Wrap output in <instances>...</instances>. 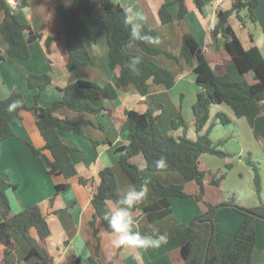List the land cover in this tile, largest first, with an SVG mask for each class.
Returning a JSON list of instances; mask_svg holds the SVG:
<instances>
[{
  "label": "crops",
  "instance_id": "0c3cea01",
  "mask_svg": "<svg viewBox=\"0 0 264 264\" xmlns=\"http://www.w3.org/2000/svg\"><path fill=\"white\" fill-rule=\"evenodd\" d=\"M7 1L19 19L26 22L30 29L40 36L28 43V58L7 56L0 60L1 98L8 97L12 92H19L23 95L27 105L32 107L35 103L34 94L37 89L28 87V73H46L51 79V84L41 92L37 99V105L40 107H48L51 102L61 98L62 93L58 88H63L76 80H89L99 84L114 83L117 80L119 71L109 66L108 44L98 13H93L90 16L82 15L76 24L80 38L95 63L70 71L66 67L64 36L61 33L62 27L56 6L63 5L70 12L77 5L78 0H28V5L24 8H16L14 0ZM113 1L120 3L123 8L132 5L145 13L147 20L144 26L154 29V37L158 38V42L149 44L152 47L164 49L177 58L168 57L163 53L152 57L154 61L173 73L175 84L167 89L150 81L148 94L141 95L136 90L118 91L117 96L112 100L90 94L88 98L94 107L102 108L96 114L75 112L67 108L57 109L55 114L59 117L90 119L93 124L83 125L81 132L59 130L61 139L75 148L70 151V157L77 175L69 178L70 185L65 191L55 195V185L62 182L63 178L50 174L43 159L30 152L25 141L36 148L42 147L44 141L36 124L35 112L33 110L21 111L10 122L13 135L0 141V175L8 177L10 182L15 185V187H11L4 183L2 188L9 199L12 214L32 205L39 206L50 230L46 239L40 243L52 257L53 264H185L181 247L188 240V230H179V227L188 226L191 220L207 210L203 201L198 200L195 196L172 197L170 199L172 213L151 224L152 229L153 227L158 228L160 233L168 236V243L158 249L139 250L129 246L114 248L111 246L113 239L111 231H107L102 222L96 219L95 228L99 236L100 247L97 256L98 262H94L90 260L91 256H95L93 248L95 237L90 226V221L94 218L91 199L99 183L98 173L106 167L102 158L105 155L110 160L111 166L109 167L115 171L120 193L126 191L130 185L138 186L140 183H132L118 166L119 156L123 153L119 149L128 143L127 132L122 131L121 128L126 119L127 110L134 109L138 112H145L148 108H152L154 114H159L160 128L163 126L173 136H176L175 133L183 131L181 127L174 129L171 125L172 119L179 113L182 116L183 111L186 110L187 115L191 116V121H193L192 105L196 99L198 87L195 83L193 66L179 56L182 35L191 34L209 56L215 57L211 67L216 74L225 73L226 65L231 62V58L222 46L221 36L216 41L212 40L211 30L217 21L218 10L230 9L233 0H205L202 11L198 10L192 0H185L187 13L182 21L177 19V5L172 0ZM163 2L170 3L169 11L173 18L172 21L165 24L160 21L158 15V6ZM239 16L233 13L229 17V23L233 30L241 40L231 22V19L236 17L243 27L248 28L249 43L245 47L241 40L243 46L245 48L253 44L258 46L264 57V0H259L254 8L255 21L250 20L247 8H243ZM3 17L4 13L0 11V23ZM26 36H28L27 32ZM49 36H58V39L52 41L48 51L45 41ZM5 49L6 43L0 33V51L5 52ZM126 49L130 52L141 51L139 46L134 43L128 44ZM246 79L249 83L255 81L253 73H248ZM181 87L190 88L189 92L186 89V92L181 90ZM186 99L189 101L187 106L183 104ZM168 107H173L176 113L169 122L173 132L170 131L169 126L161 123L162 116ZM188 107L191 108L190 112ZM216 107L217 112L223 111L228 115L230 123H233L235 119H240L234 116L231 109H226L223 104H216ZM260 144L262 145V142ZM45 153L49 156L48 151ZM206 154L208 153L202 154L199 161L200 167L208 171L204 179V197L207 201L219 203L227 200L233 194L236 202L243 206L253 207L264 202L262 180L259 196L254 189V171L249 164L252 162L251 160L248 163L251 172L248 173L247 181L249 183L246 188H244L245 184H242L241 176L238 177V182L236 181L233 188L225 185L227 174L220 186H215L210 182L211 173L215 171L207 165L210 160L207 156L215 155ZM220 158L223 165L226 166L227 156ZM132 161L139 166L144 177H150L152 180H158L165 184L184 183L182 175L177 171L154 172L149 170L142 154L134 156ZM254 162L253 164L257 163ZM240 166L242 169H246L244 165L240 164ZM221 168L218 166L217 171H221ZM228 169L230 170L231 167ZM79 177H82L86 182H80ZM184 186L189 194L198 193V186L194 181L186 182ZM148 189L147 196L151 193L150 185H148ZM132 214L136 221L134 229L147 233L146 229L150 224L144 214L142 204L136 206ZM242 219L243 215L238 211L230 208L219 209L214 215L215 244L230 242ZM255 229L256 244L252 253V262L253 264H264V221L257 220ZM30 233L36 236L34 229H31ZM13 241L15 249L10 258L12 261H17L27 253L29 244L17 233L13 234ZM2 257L3 245L0 244V260Z\"/></svg>",
  "mask_w": 264,
  "mask_h": 264
},
{
  "label": "trees",
  "instance_id": "16d2710c",
  "mask_svg": "<svg viewBox=\"0 0 264 264\" xmlns=\"http://www.w3.org/2000/svg\"><path fill=\"white\" fill-rule=\"evenodd\" d=\"M199 11H202L205 0H192ZM259 0H233L228 10H218L217 21L211 30L213 41L221 36L223 48L229 54L231 62L226 65V72L216 74L211 63L215 57L209 56L189 33L182 35L179 56L193 66L195 83L198 87L196 99L192 105L193 124L197 131V139H190L185 135L173 136L165 134L158 124L159 114H154L152 108L145 112L130 109L126 111V119L122 124V131L127 132L128 143L119 150L118 166L132 183L141 182L144 177L139 166L132 158L142 154L146 160L147 168L154 172L177 171L183 177L184 183L165 184L158 180H151V193L142 203L144 214L148 219L147 233L153 229L151 224L157 220L169 216L172 213L170 199L172 197L195 196L206 204L207 210L191 220L188 226H180L179 230H188V240L181 247V254L185 264H253L252 253L256 244L257 220L264 221V202L257 206L247 207L236 202L233 194L225 201L212 203L207 201L205 195L206 169L200 167V157L208 153L218 157H226L228 153L220 150L210 138L212 125L204 131L210 116V107L214 104H225L233 112L234 116L245 117L252 128L256 140L262 142L264 149V57L256 45L245 48L229 23V17L235 13L238 17L243 8L251 21H255L254 8ZM16 8H24L28 0H14ZM177 5V19L182 21L187 13L185 0H172ZM169 2L160 3L158 15L160 21L165 24L172 21L169 11ZM124 8L113 0H78L72 11H67L63 5L56 6V12L61 23V33L64 36L65 60L68 70L73 71L81 67L94 65V60L84 46L78 33L76 24L82 15L98 13L101 26L108 44L109 66L118 69V78L114 83L99 84L89 80H76L63 88H58L62 93L61 98L54 100L48 107L37 105V99L41 92L51 84L48 74H27V84L31 89H37L34 94L35 103L28 106L23 95L12 92L8 97H0V141L13 135L10 122L23 110H33L37 116L36 124L43 137L44 144L40 148L34 147L25 141L33 155L40 156L45 162L48 171L52 175H59L62 182L55 185L54 195L65 191L70 183V177L76 176L77 171L70 157V151L75 148L65 143L59 130H73L81 132L86 124H93L90 119H72L59 117L55 111L59 108H67L75 112L98 113L102 108L94 107L88 96L95 94L107 99H114L118 91L136 90L141 95L148 94L149 82L162 85L169 89L175 84L173 73L153 60L157 54H165L176 58L164 49L152 47L148 42H132L129 39V26L124 24ZM0 11L4 13L0 23V33L6 43L5 52L0 51V60L7 56L28 58V43L37 39L40 35L33 32L30 26L19 19L12 10L7 0H0ZM144 32L154 36V29L144 26ZM26 32L28 36H26ZM58 36H49L46 39V47L49 51L52 41ZM134 43L141 49L140 52H130L126 46ZM139 56L141 63L133 71L128 67L130 58ZM177 59V58H176ZM248 73H253L255 81L249 83L246 79ZM21 101L19 107L9 111V106L14 101ZM216 119L220 124L230 123V119L223 111L216 113ZM174 129L183 128L186 122L179 113L171 121ZM49 152V156L45 153ZM165 157L167 167L159 169L155 166V160ZM250 161H248L249 163ZM254 171L253 185L256 194L261 191V178L258 167L249 163ZM226 163V167H230ZM99 183L91 199L94 208V218L90 221L95 243L93 245L95 256L90 260L98 262L99 236L95 228V221L99 219L107 231V222L103 219L107 201L114 199L119 192L118 181L113 168L104 167L99 173ZM225 177V172L211 173L210 182L220 186ZM78 180L85 183L82 177ZM194 181L198 186V193L189 194L185 190L186 182ZM15 187L8 177L0 175V244L3 245V257L0 264H53V259L40 242L49 235L50 230L45 217L38 205L23 208L18 213L12 214L9 199L2 188V184ZM221 208H230L243 215L233 239L224 244L217 245L214 242V215ZM34 229L36 236L31 235ZM20 234L29 244V250L19 260L12 261L11 253L15 249L13 234Z\"/></svg>",
  "mask_w": 264,
  "mask_h": 264
},
{
  "label": "rangeland",
  "instance_id": "374dc122",
  "mask_svg": "<svg viewBox=\"0 0 264 264\" xmlns=\"http://www.w3.org/2000/svg\"><path fill=\"white\" fill-rule=\"evenodd\" d=\"M231 22L234 28L236 29L237 33L240 35L244 46L246 47V45L249 43V36L247 33L248 28L243 27L241 22L236 17H233L231 19ZM251 29H253V26H251ZM185 89L188 90L189 92L190 88L181 87V90L185 91ZM188 103L189 101H187L186 99L183 104L187 106ZM223 106H225L226 109L230 110V108L227 105L223 104ZM226 109L224 110L225 112ZM217 110L218 109L216 107V104L210 107V116L203 131L207 127L212 125L209 136L213 141V143L216 144L220 150L228 153L226 159H227V163H230L231 169L229 170L228 167L223 165V162L221 161L220 157L211 156L208 154L206 155H208L207 157L210 160L207 163V165L210 166V168L215 172H217L218 166L222 167L221 171L223 170V172H225V176L227 174V180L225 182V185L233 188L235 186L236 181L238 182V177L241 176V178L243 179L242 184H245L244 188H246V186L249 183V181H247L248 173L251 172V168L250 165L248 164V161L250 160L252 162L255 161L257 163L255 162L254 163L258 167L259 175L261 177L262 182L264 183V149L260 144V142L256 140V138L254 137L252 129L248 124V121L245 118H240V119H235L233 123H228L225 125L220 124L216 119ZM188 111L190 112L191 108L188 107ZM175 114L176 113L174 108L168 107L167 111H165L161 120V123L163 125H166L167 127L169 126L170 131L172 132L173 129L170 126L169 122L172 116L174 117ZM187 114L188 112L184 110L182 114V118L186 122L185 131L177 132L175 133V135L176 136L185 135L190 139L196 140L198 136L197 131L194 127L193 121H191L190 118L191 116ZM161 128L164 132H166L165 134H169L168 131L163 126H161ZM240 164L244 165L246 169H242ZM202 165L204 166V164Z\"/></svg>",
  "mask_w": 264,
  "mask_h": 264
},
{
  "label": "clouds",
  "instance_id": "9594fccd",
  "mask_svg": "<svg viewBox=\"0 0 264 264\" xmlns=\"http://www.w3.org/2000/svg\"><path fill=\"white\" fill-rule=\"evenodd\" d=\"M124 24L129 26V39L132 42H148L156 43L158 38L148 35L144 32V25L147 17L145 13L128 5L124 8ZM141 63V57L136 56L130 58L128 67L135 71L137 65ZM22 102L17 100L9 106V111L20 106ZM106 167L111 166L110 160L105 155L102 157ZM155 166L159 169L167 167L166 158L161 156L155 160ZM150 177H143L139 185H130L126 191L118 195L116 198L107 202V208L103 219L107 222L108 228L111 230L113 239L111 246L119 248L121 246L134 247L139 250L149 248H160L168 243V236L159 232L158 228L153 227L150 233H142L134 229L136 223L133 217V210L136 206L142 204L147 198L148 185Z\"/></svg>",
  "mask_w": 264,
  "mask_h": 264
}]
</instances>
